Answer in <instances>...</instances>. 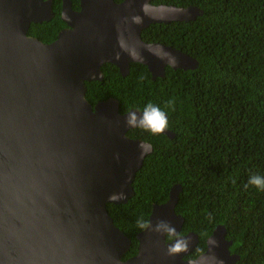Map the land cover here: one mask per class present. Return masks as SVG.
Listing matches in <instances>:
<instances>
[{"label":"water","instance_id":"obj_1","mask_svg":"<svg viewBox=\"0 0 264 264\" xmlns=\"http://www.w3.org/2000/svg\"><path fill=\"white\" fill-rule=\"evenodd\" d=\"M203 10L154 4L152 0H63L68 27L45 43L29 34L32 23L50 21L52 0H0V264H236L227 228L218 225L207 250L185 259L197 233L181 235L185 218L176 210L180 184L154 204L149 227L138 233V252L125 259L132 239L119 228L108 204L127 203L152 143L133 138L110 97L93 105L87 82L102 81L103 65L121 74L131 63L146 65L152 78L173 69H196V57L162 42H148L153 23L195 20ZM119 56V58H117ZM162 134L173 138L166 128ZM144 151L141 154L140 145ZM124 191L125 199L110 195ZM160 222L176 229L155 231ZM185 251L169 254L178 239Z\"/></svg>","mask_w":264,"mask_h":264},{"label":"trees","instance_id":"obj_2","mask_svg":"<svg viewBox=\"0 0 264 264\" xmlns=\"http://www.w3.org/2000/svg\"><path fill=\"white\" fill-rule=\"evenodd\" d=\"M72 1L79 8L80 0ZM152 2L203 10L195 20L153 23L143 31L146 41L179 48L199 66H168L164 77L153 79L142 63H131L126 76L107 63L102 81L87 82L93 105L114 97L126 113L151 103L166 113L167 128L175 132L173 138L141 127L128 132L152 143L154 151L137 172L135 195L108 204L115 224L132 239L125 259L138 252L137 235L145 229L138 221L149 223L153 205L166 202L180 184V234L200 238L186 258L205 251L207 238L224 224L231 250L241 256L236 264H264V189L249 184L254 175L264 177V0ZM53 10L50 21L31 24L30 35L45 43L57 39L65 25L62 0H53Z\"/></svg>","mask_w":264,"mask_h":264},{"label":"clouds","instance_id":"obj_3","mask_svg":"<svg viewBox=\"0 0 264 264\" xmlns=\"http://www.w3.org/2000/svg\"><path fill=\"white\" fill-rule=\"evenodd\" d=\"M119 58V56L117 57ZM124 123L130 127H141L147 131H150L153 134L162 133L168 126V120L166 113L162 111L159 107L154 106L149 103L143 110L142 115H138L137 112L131 111L125 115ZM141 154L144 151L143 142L140 145ZM249 184L254 185L258 188L264 189V177L261 176H252L249 179ZM127 193L120 191L119 193H113L110 195V199L113 200H122L125 199ZM138 226L141 228H148L149 225L143 220L138 221ZM155 231H166L169 236L176 234V229L174 227H169L166 223L160 222L154 228ZM189 241L181 238L176 240L174 244L169 245L168 251L169 254L179 253L185 251L188 247Z\"/></svg>","mask_w":264,"mask_h":264},{"label":"flooded vegetation","instance_id":"obj_4","mask_svg":"<svg viewBox=\"0 0 264 264\" xmlns=\"http://www.w3.org/2000/svg\"><path fill=\"white\" fill-rule=\"evenodd\" d=\"M53 1V0H52ZM71 2H72V6H73V1L71 0ZM62 4H63V0H62ZM73 9L74 10H80V1H79V8H74V6H73ZM45 22V21H44ZM65 22V21H64ZM66 27H68V24L65 22V25L59 30V32L61 31V30H63L64 28H66ZM59 34V33H58ZM136 128V127H135ZM175 133V132H174ZM220 225V224H219ZM189 233V232H188ZM187 234V233H186ZM227 237V236H226ZM208 239V238H207ZM230 240V239H229ZM200 241V240H199ZM233 241V240H232ZM206 243H207V240H206ZM231 245H233V243L231 244ZM231 245H230V247H231ZM207 250V249H206ZM206 250L205 251H203V252H201L200 254H198L196 257H194V258H185V259H195V258H197L198 256H200L201 254H203V253H205L206 252ZM230 250H231V248H230ZM231 252L232 253H236V252H233L232 250H231Z\"/></svg>","mask_w":264,"mask_h":264}]
</instances>
